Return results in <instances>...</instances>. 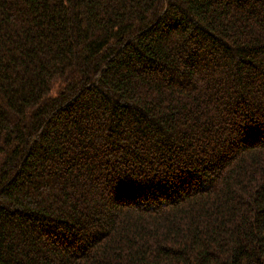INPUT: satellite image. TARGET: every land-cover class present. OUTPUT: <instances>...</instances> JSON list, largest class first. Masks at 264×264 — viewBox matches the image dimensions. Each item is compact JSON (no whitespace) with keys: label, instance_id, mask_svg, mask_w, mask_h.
<instances>
[{"label":"trees","instance_id":"1","mask_svg":"<svg viewBox=\"0 0 264 264\" xmlns=\"http://www.w3.org/2000/svg\"><path fill=\"white\" fill-rule=\"evenodd\" d=\"M0 264H264V0H0Z\"/></svg>","mask_w":264,"mask_h":264}]
</instances>
